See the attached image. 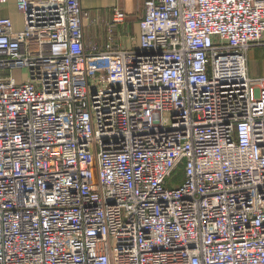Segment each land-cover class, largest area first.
Returning <instances> with one entry per match:
<instances>
[{"label":"built area","instance_id":"2783aa9c","mask_svg":"<svg viewBox=\"0 0 264 264\" xmlns=\"http://www.w3.org/2000/svg\"><path fill=\"white\" fill-rule=\"evenodd\" d=\"M143 3L0 16V264H264V0Z\"/></svg>","mask_w":264,"mask_h":264},{"label":"rangeland","instance_id":"374dc122","mask_svg":"<svg viewBox=\"0 0 264 264\" xmlns=\"http://www.w3.org/2000/svg\"><path fill=\"white\" fill-rule=\"evenodd\" d=\"M104 2V0H101ZM110 1V0H108ZM115 1V0H113ZM119 1V2H118ZM118 4H122L120 6L123 7V9L126 11L127 17L126 20L131 25V32L133 35H135L134 26L138 25V19L139 16L142 14L144 10V3L143 0H117ZM124 4V5H123ZM6 12L11 17L15 29H20V25L22 24L23 15L19 10L17 9V6L14 4H9L5 8ZM92 10V9H91ZM108 10L101 9L100 10V18L96 24L89 23L88 20L86 29H85V36H91L92 29H96V31L101 32L104 34L105 32V21H103V18L108 15ZM98 15V14H96ZM248 53V68L251 75H259L260 73H264V45H258V46H252L249 48ZM25 70L22 69L21 73H24ZM176 175V174H175ZM174 175V176H175ZM171 181V180H170ZM171 182H168V185H170Z\"/></svg>","mask_w":264,"mask_h":264},{"label":"crops","instance_id":"0c3cea01","mask_svg":"<svg viewBox=\"0 0 264 264\" xmlns=\"http://www.w3.org/2000/svg\"><path fill=\"white\" fill-rule=\"evenodd\" d=\"M117 0L113 1V0H104V2H102L101 0H80V4H82L83 8L85 9H89L91 10V17H90V22L91 24H96L100 18V10L101 9H106L108 10V15L105 16V18H103V21L106 20V18H108V16L110 15L111 13V10L110 8L115 5V4H118L116 2ZM119 2V1H118ZM9 4H15V0H8V3L3 6L2 8H0V16H3V15H8L9 14L6 12L5 8L7 5ZM119 5H122L121 3ZM124 5V4H123ZM98 14V15H96ZM99 16V18H97ZM101 19V18H100ZM23 24L20 25V27H22ZM19 27V28H20ZM117 33H118V37H119V41L123 42V43H126L128 44V37L125 36V34H132L131 32V25L129 22H127V24L125 26H122L117 28L116 29ZM134 31H135V34H137L138 32V25L137 26H134ZM91 36H88L87 37L85 36L86 38V45L88 48H92V46H103L104 43L107 41V33H106V29H105V32L104 34H102L101 32L99 31H96V29H92L91 31ZM264 73H260L259 75H262ZM259 75H251L253 77H258Z\"/></svg>","mask_w":264,"mask_h":264}]
</instances>
